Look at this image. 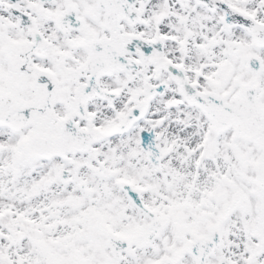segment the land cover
Segmentation results:
<instances>
[{"label":"snow or ice","instance_id":"snow-or-ice-1","mask_svg":"<svg viewBox=\"0 0 264 264\" xmlns=\"http://www.w3.org/2000/svg\"><path fill=\"white\" fill-rule=\"evenodd\" d=\"M0 264H264V0H0Z\"/></svg>","mask_w":264,"mask_h":264}]
</instances>
